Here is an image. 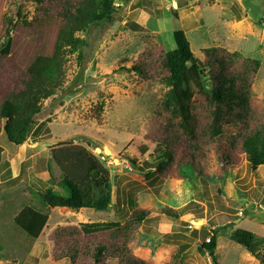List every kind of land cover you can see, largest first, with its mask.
Instances as JSON below:
<instances>
[{
    "label": "rangeland",
    "instance_id": "rangeland-1",
    "mask_svg": "<svg viewBox=\"0 0 264 264\" xmlns=\"http://www.w3.org/2000/svg\"><path fill=\"white\" fill-rule=\"evenodd\" d=\"M10 2L0 0V34ZM18 5L27 21L41 18L42 11L31 0H18ZM114 6L118 7L114 27L94 47L80 75L75 56L68 58L63 88L54 100L43 102L27 142L15 147L0 135V264H93L94 247L121 241L107 232L86 235L81 225L124 223L137 209L155 218L131 233V248L144 264H212L210 256H201L197 247L204 242V229L224 225L229 227L218 235L217 263L259 264L230 236L241 229L264 239V167L252 174L238 146L231 147L226 140L214 142L205 132L207 116L200 107L197 141L214 175L204 179L186 168L182 179L173 175L172 168L158 174L155 171L161 159L156 144L165 139L174 144L158 112L162 113L159 102L166 90L160 84V61L164 52L175 48V31L185 34L199 63L206 61L204 51L209 48L224 56L236 52L259 61L251 92L264 114V0H116ZM12 35V51L0 59V101L18 86L39 42L36 34L35 43L26 39L30 36L27 29ZM139 65L147 79L131 70ZM235 130L230 128L229 133ZM177 144L181 154L187 152L185 138ZM72 145L83 147L109 170L113 190L108 211L44 208L36 199L35 192L56 189L62 179L60 165L49 152ZM104 149L109 154H104ZM217 153L228 158L234 168L221 174L226 165L218 161ZM148 167L152 177L146 176ZM203 180L208 182L204 189ZM203 195L210 198L211 211L200 202ZM192 201L203 207L202 219L196 220L190 212L179 218L182 224L166 219L165 211L171 215ZM28 206L48 215L36 240L13 222ZM70 246L79 253L73 260L69 258ZM100 264H117L110 247H106Z\"/></svg>",
    "mask_w": 264,
    "mask_h": 264
},
{
    "label": "trees",
    "instance_id": "trees-1",
    "mask_svg": "<svg viewBox=\"0 0 264 264\" xmlns=\"http://www.w3.org/2000/svg\"><path fill=\"white\" fill-rule=\"evenodd\" d=\"M31 1L42 11L41 18L27 21L21 15L18 0H11L9 14L3 17V31L0 34V59L11 53L13 33L27 29L30 36L26 39L35 43L36 34L39 41L32 58L22 71L18 86L0 101V135L15 147L25 144L33 133L37 118L43 110V102L54 100L56 92L63 88L68 58L75 56L80 75L94 47L114 27V15L118 8L114 6L116 0ZM173 39L175 48L164 52L160 61V84L166 90L159 102L162 113L158 114L160 118H164L162 126L165 132L170 133L169 138L174 140V144L170 145L168 139L156 144L161 159L157 161L155 173L172 168L174 176L185 179L184 169L188 168L198 172L204 179L214 175L213 168L211 169L204 156L203 147L197 141L196 114L200 107L207 116L205 132L208 136L214 142L226 140L229 146H238L247 162L248 171L256 174L260 167H264V114L252 97L251 83L260 62L244 58L236 52L224 56L220 50L209 48L204 51L206 61L199 63L191 54L189 42L182 31H175ZM131 70L147 79L140 65ZM207 76L212 81L211 85H208ZM75 83L77 78L74 79ZM230 128L236 129L233 134L229 133ZM180 138H185L188 146L185 148L187 152L183 154L176 149ZM49 153L52 160L60 165L62 179L56 183V189L50 187L35 192L36 199L44 208L98 212L111 208L113 187L110 172L94 155L75 145L57 147ZM1 154L0 147V160ZM216 157L222 165H226L222 167L221 174L234 168L222 153H217ZM150 169H146L148 177L153 176ZM202 183L204 189L208 182L203 180ZM200 202L206 205L207 211H211L210 198L203 195ZM202 209L198 202L192 201L171 215L165 211L166 219L172 224H182L179 218L193 213L196 215L194 218L200 220L204 216ZM152 218L148 211L137 209L124 223L82 224L81 232L86 235L107 232L121 241L94 247L93 264H100L106 247H110L116 254L117 264H144L131 248V233L134 234L143 225L147 227L155 219ZM47 221L46 213L29 206L23 208L13 220L32 240L40 237ZM228 227L229 225H224L216 229H204V242L197 247V252L201 256H210L212 264H218L214 257L218 235ZM191 232L196 233V230ZM230 240L259 264H264L263 238L237 229L231 233ZM75 248L70 246V260L79 256Z\"/></svg>",
    "mask_w": 264,
    "mask_h": 264
},
{
    "label": "water",
    "instance_id": "water-1",
    "mask_svg": "<svg viewBox=\"0 0 264 264\" xmlns=\"http://www.w3.org/2000/svg\"><path fill=\"white\" fill-rule=\"evenodd\" d=\"M97 151H98V150H97ZM103 153H104V154H109V152H108L107 150H105V149L103 150Z\"/></svg>",
    "mask_w": 264,
    "mask_h": 264
}]
</instances>
